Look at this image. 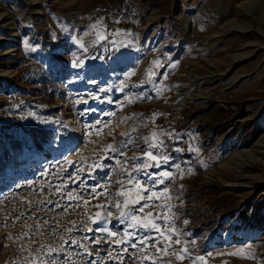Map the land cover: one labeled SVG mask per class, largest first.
Masks as SVG:
<instances>
[{"label":"rangeland","instance_id":"obj_1","mask_svg":"<svg viewBox=\"0 0 264 264\" xmlns=\"http://www.w3.org/2000/svg\"><path fill=\"white\" fill-rule=\"evenodd\" d=\"M135 1L123 17L119 0H0V134L20 141L0 171V264H264V143L254 146L259 161L219 167L264 134V0ZM209 102L226 117L244 113L212 144L196 131L207 118L194 114ZM69 116L82 135L64 151L51 124ZM244 123L259 128L247 144ZM27 126H51L41 151ZM147 151L168 162L143 168L154 163ZM164 171L163 184L146 175ZM130 178L167 195L118 210ZM193 182L222 189L203 197L214 206L203 228L182 215ZM146 202L154 206L139 213ZM120 211L160 214L159 231L129 228ZM96 212L116 237L95 231ZM125 230L129 243H114Z\"/></svg>","mask_w":264,"mask_h":264},{"label":"trees","instance_id":"obj_2","mask_svg":"<svg viewBox=\"0 0 264 264\" xmlns=\"http://www.w3.org/2000/svg\"><path fill=\"white\" fill-rule=\"evenodd\" d=\"M245 102L238 101V102H229L226 105L228 108L231 105L242 107ZM216 103L209 102L208 105L204 108H200L195 111V115H204L207 119L202 121V123H197L196 131L202 142H207L208 144H212L215 137L217 135L223 133L229 126L233 125L234 120L240 119L244 116V113H238L236 117H226V113H224V109L221 107L216 108ZM215 111L217 114L214 115L210 114V111ZM248 127H252L251 135L246 140L245 143H249V141L253 140L257 135L258 126L251 125L249 123H244L242 125L241 134L245 135V130ZM23 130L28 134L32 145L35 147L36 150L41 151L44 142L49 138L50 132L49 129L39 128V127H23ZM20 150V141L19 139L11 138L10 135L7 133L0 134V171L1 169L6 166L10 162H15V157L19 154ZM222 191L221 187L214 183H205L198 185L196 182H193L189 185L186 193V206L183 209L182 215L185 217H190L191 223L198 222L200 228L205 227V223H203L202 217L206 214L207 211L209 213L213 212L214 206H211L210 209H205L202 206L205 205V199H203L204 195L216 197ZM226 192L222 196H219L220 199H216V202H221L222 199H226L229 195ZM220 205H216L215 208L219 207ZM261 208L264 212V202L261 205ZM192 214V216H191ZM192 217L194 220H192Z\"/></svg>","mask_w":264,"mask_h":264},{"label":"snow or ice","instance_id":"obj_3","mask_svg":"<svg viewBox=\"0 0 264 264\" xmlns=\"http://www.w3.org/2000/svg\"><path fill=\"white\" fill-rule=\"evenodd\" d=\"M97 131H101V130H97ZM122 135H125V134H122ZM153 139H155V133L153 134ZM129 142H130V140H129ZM155 147H157V143H150L149 144V148H155ZM107 150L115 151V149L113 148V146L111 144L106 146L105 151H107ZM120 154L123 155L124 153L121 152ZM144 157H146L147 160L152 161L154 163H152V164L144 163L142 165L143 168H148V167H153V166L159 168L161 166V161L162 160H163V162L165 164L168 162L167 157L158 156L156 154H153L152 151L145 152L144 153ZM69 163H72V162L69 161ZM98 166L99 165H97V167ZM130 175L131 174H129V176ZM146 175H148L149 179H151V181H152V183L154 185L157 184V183L163 184L165 179H169V180L171 179V173L168 172V171H164V172H161V173L146 174ZM157 177L159 179H157ZM128 183L132 184L134 186L132 188H128V189H122L121 191H118L116 193V196L125 197L123 199V201H122V204H121L120 200H117L115 202V207L118 210L121 209L122 206H123V208H128L130 204H132V205L140 204L141 200L152 201L153 198L158 200V199L162 198L163 196L167 195L166 190L164 192H161L160 194H157L156 192H152L149 188L143 187V185L141 184V182L139 180L133 181V179L130 178ZM92 191L95 193L96 192V188L93 187ZM132 192H136L137 193V198H132V196H131ZM144 192H148L149 195L147 197H145L143 195ZM97 195H106V193H98ZM93 198H95V197H93ZM168 198H170V197H168ZM85 203H87V201H85ZM150 206H154V205H151L150 203L146 202L143 205H141V207L137 211L139 213H143L144 208L150 207ZM97 207L102 208V207H104V205H97ZM107 216H112V213L111 212L107 213ZM101 217H102L101 212H96L95 213V219L92 220L93 223L98 224V227L95 229V231L106 233L108 237H116L118 235L117 232L111 231L108 227L104 226V224L100 223ZM120 218H122L121 219V223H124L125 221H130V223L128 224L129 228H134V229L135 228H142L146 232H148V231H159V228H160V226L157 225L154 222L155 219H160L161 218L160 214H155V216H154V214L150 212V213L147 214V217H143L142 218L141 216H139L137 214H133L132 212L120 211ZM149 219H151L153 222L146 223L145 220H149ZM164 219H165V221H167V219H168L167 216H165ZM89 231H93V229L90 228ZM165 231H168V229H165ZM172 231H175V230L172 229ZM123 235L125 237H127L128 239H126V240H116V241H113V242L117 243V244L129 243V241L135 235V233L125 230ZM164 235H165L164 232H160V236L161 237H163ZM149 238L150 237H147V236L142 237L141 240H140V243L141 244L145 243V241L147 239H149ZM94 242L95 243H99L100 241L99 240H94ZM72 243L76 244L78 242L73 240ZM176 243H179V240H177ZM155 246L156 245L154 244L153 247H155ZM131 247L135 248L136 244L132 243ZM124 250L126 251V249H124ZM157 251L166 252L167 248H163V249H159L158 248ZM183 251H186V249H184ZM177 255L179 256L178 253H177ZM145 259H147V257H145ZM195 259L199 260V259H203V258L202 257H196ZM153 264H154V262H153Z\"/></svg>","mask_w":264,"mask_h":264},{"label":"bare ground","instance_id":"obj_4","mask_svg":"<svg viewBox=\"0 0 264 264\" xmlns=\"http://www.w3.org/2000/svg\"><path fill=\"white\" fill-rule=\"evenodd\" d=\"M229 23V22H227ZM146 27H144L145 29ZM237 56L233 57V60H236ZM31 122L37 124L36 117L31 119ZM53 135L54 139L52 145L56 147H60L62 150L67 148V151L72 150L77 142L79 141L82 135V126L81 122L75 120L74 117H67L64 119L54 120L53 124ZM261 143H264V134H261L259 138L255 141V143L250 147L239 146L238 151L231 156L226 162H223L219 165V167L233 165L238 169L245 167L249 162H257L261 158H259L257 153H255L254 146H260ZM70 153V152H68ZM34 158H38L37 154L31 155ZM40 158V157H39ZM29 161H31L29 159ZM212 171V170H211ZM214 174V173H213ZM240 185L238 182L234 183V187Z\"/></svg>","mask_w":264,"mask_h":264},{"label":"built area","instance_id":"obj_5","mask_svg":"<svg viewBox=\"0 0 264 264\" xmlns=\"http://www.w3.org/2000/svg\"><path fill=\"white\" fill-rule=\"evenodd\" d=\"M120 13L123 17L130 16L137 10V3L135 0H119Z\"/></svg>","mask_w":264,"mask_h":264},{"label":"water","instance_id":"obj_6","mask_svg":"<svg viewBox=\"0 0 264 264\" xmlns=\"http://www.w3.org/2000/svg\"><path fill=\"white\" fill-rule=\"evenodd\" d=\"M49 129H51V126H50V128ZM51 135H53V132L51 131ZM67 150V148L64 150V151H66Z\"/></svg>","mask_w":264,"mask_h":264}]
</instances>
